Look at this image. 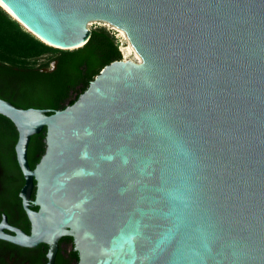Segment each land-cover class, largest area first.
<instances>
[{
  "label": "water",
  "instance_id": "obj_1",
  "mask_svg": "<svg viewBox=\"0 0 264 264\" xmlns=\"http://www.w3.org/2000/svg\"><path fill=\"white\" fill-rule=\"evenodd\" d=\"M0 5L56 48L85 45L103 21L140 56L106 65L52 113L0 97L32 221L31 234L0 237L49 244L48 264L66 235L78 264H264V0ZM44 128L32 168L29 145Z\"/></svg>",
  "mask_w": 264,
  "mask_h": 264
},
{
  "label": "trees",
  "instance_id": "obj_2",
  "mask_svg": "<svg viewBox=\"0 0 264 264\" xmlns=\"http://www.w3.org/2000/svg\"><path fill=\"white\" fill-rule=\"evenodd\" d=\"M122 58L119 40L106 28L93 29L88 42L79 48L60 49L27 30L0 5V62L34 71L30 91L34 92L36 106L51 108L49 113L77 101L106 65ZM53 61L58 62L54 71H42ZM9 128L14 133L11 137L14 144L18 139L16 126ZM45 139L46 128L32 136L28 150L32 167L36 149L45 148ZM72 255L71 262H78V251L73 250Z\"/></svg>",
  "mask_w": 264,
  "mask_h": 264
},
{
  "label": "flooded vegetation",
  "instance_id": "obj_3",
  "mask_svg": "<svg viewBox=\"0 0 264 264\" xmlns=\"http://www.w3.org/2000/svg\"><path fill=\"white\" fill-rule=\"evenodd\" d=\"M32 72V69L9 67L0 62V97L19 108H40L50 112L51 108L36 106L34 92L30 91L35 78ZM9 126L16 125L0 114V226L3 224L0 233L12 237L17 233L15 229L31 234L32 221L21 196L25 178L15 151L17 141L13 144L11 137L14 133ZM45 151L46 145L45 148L36 149L32 168H35ZM36 189L35 185L29 199L30 208L34 211L39 210V206L34 203ZM49 250L50 245L47 243L26 246L0 237V264H48ZM73 250L76 251L74 238L70 235L61 237L55 264H78L75 260L71 262Z\"/></svg>",
  "mask_w": 264,
  "mask_h": 264
},
{
  "label": "rangeland",
  "instance_id": "obj_4",
  "mask_svg": "<svg viewBox=\"0 0 264 264\" xmlns=\"http://www.w3.org/2000/svg\"><path fill=\"white\" fill-rule=\"evenodd\" d=\"M106 28L107 30L111 31V33H113L115 35V37L119 40V44H120V50L123 54V57H125L124 54V48L128 47L131 45L126 33L122 30L119 29L107 22H103V21H93L89 24V28L91 30L96 29V28ZM132 46V45H131ZM133 48V46H132ZM134 51H132L129 55L127 59H132V60H136L139 61L140 56L137 54V52L135 51V49L133 48Z\"/></svg>",
  "mask_w": 264,
  "mask_h": 264
},
{
  "label": "bare ground",
  "instance_id": "obj_5",
  "mask_svg": "<svg viewBox=\"0 0 264 264\" xmlns=\"http://www.w3.org/2000/svg\"><path fill=\"white\" fill-rule=\"evenodd\" d=\"M123 50H124V54H125V58H126V59L128 58V55H129L132 51H134L131 45L128 46V47H125Z\"/></svg>",
  "mask_w": 264,
  "mask_h": 264
},
{
  "label": "built area",
  "instance_id": "obj_6",
  "mask_svg": "<svg viewBox=\"0 0 264 264\" xmlns=\"http://www.w3.org/2000/svg\"><path fill=\"white\" fill-rule=\"evenodd\" d=\"M123 58H125V57H123ZM126 59V58H125Z\"/></svg>",
  "mask_w": 264,
  "mask_h": 264
}]
</instances>
